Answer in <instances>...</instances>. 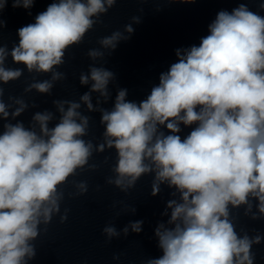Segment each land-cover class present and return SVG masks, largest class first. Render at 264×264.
Masks as SVG:
<instances>
[{"label": "clouds", "instance_id": "1", "mask_svg": "<svg viewBox=\"0 0 264 264\" xmlns=\"http://www.w3.org/2000/svg\"><path fill=\"white\" fill-rule=\"evenodd\" d=\"M116 2L59 0L38 14L35 23L19 28V44L11 51L13 61L24 64L29 72L52 73L50 80L34 82L25 91L50 93L54 82L65 78L54 70L65 63V50L80 44L99 14ZM7 4L8 0H0V13ZM33 4L34 0H12L14 9H31ZM259 7L264 9V3ZM133 20L139 22V17ZM6 26L0 19V28ZM125 30L133 32L131 25ZM127 38L116 31L99 42L115 49L120 39ZM6 55V48L0 47V81L4 83L22 74V69L3 67ZM88 56L95 59L103 53L90 49ZM176 56L178 62L160 75L146 100L126 101L127 90L120 89L114 108L100 109L105 142L96 150L115 148L118 155L113 168L116 176L107 183L127 192L143 174L154 172L152 195L165 182L180 194V202H168L172 209L168 223L173 227L161 223L155 230L162 256L144 264H254L252 245L264 237L239 236L229 219V205H247V214L251 196L264 214V17L245 4L231 13L220 11L199 46L177 49ZM89 71L90 76L80 74L81 84L93 82L81 100L94 110L91 92L106 100L114 73L94 66ZM3 92L0 88V96ZM15 103L19 107L13 117L28 106L22 99ZM54 104L62 114L54 127L49 128L53 113L38 112L33 120L40 134L18 122L5 124L0 135V264H27L34 258L35 245L30 241L39 235L38 226L49 225L61 211L65 193L59 186L77 169L97 167L89 164L92 142L82 138L89 118L77 111L80 103L57 100ZM0 114L9 116L2 100ZM180 124L195 125L183 140L177 134ZM159 126L171 134L165 135ZM73 183L77 192L70 195L87 193L86 181ZM69 211L64 209L61 223L67 221ZM252 218L260 217L253 214ZM142 224V220L130 222L123 232L127 235L130 227L139 233ZM102 232L107 241L120 235L111 223Z\"/></svg>", "mask_w": 264, "mask_h": 264}]
</instances>
